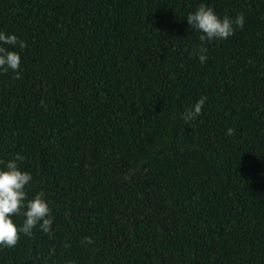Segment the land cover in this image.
I'll return each mask as SVG.
<instances>
[{
  "label": "trees",
  "instance_id": "16d2710c",
  "mask_svg": "<svg viewBox=\"0 0 264 264\" xmlns=\"http://www.w3.org/2000/svg\"><path fill=\"white\" fill-rule=\"evenodd\" d=\"M201 4L243 29L201 42ZM0 31V160L53 218L0 264H264V0H0Z\"/></svg>",
  "mask_w": 264,
  "mask_h": 264
},
{
  "label": "clouds",
  "instance_id": "9594fccd",
  "mask_svg": "<svg viewBox=\"0 0 264 264\" xmlns=\"http://www.w3.org/2000/svg\"><path fill=\"white\" fill-rule=\"evenodd\" d=\"M186 17L190 28L200 33L201 42L226 40L234 34L236 28L243 29L245 25L242 13L235 18H221L206 4H201ZM17 46L23 49L24 41L15 33L0 31V72L11 71L19 78L21 55L15 50ZM199 58L203 62L206 56L201 55ZM206 100L207 97H201L184 113L182 119L196 120L201 115ZM23 160L24 157L19 153L7 162L0 160V247L3 248L15 247L21 233L31 236L37 227L49 235L53 230L52 210L44 193H37L31 199L27 196L26 187L33 177L20 167ZM14 217H22V223L18 224Z\"/></svg>",
  "mask_w": 264,
  "mask_h": 264
}]
</instances>
